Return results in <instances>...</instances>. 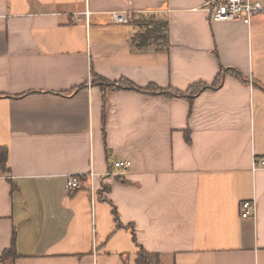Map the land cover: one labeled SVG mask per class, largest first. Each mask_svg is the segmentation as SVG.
I'll return each mask as SVG.
<instances>
[{"label":"crops","instance_id":"obj_1","mask_svg":"<svg viewBox=\"0 0 264 264\" xmlns=\"http://www.w3.org/2000/svg\"><path fill=\"white\" fill-rule=\"evenodd\" d=\"M204 2L0 0V264H139L141 247L264 264V12L212 22ZM150 17L168 25L141 44ZM222 68L244 78L215 86ZM123 78L136 88L106 85Z\"/></svg>","mask_w":264,"mask_h":264},{"label":"built area","instance_id":"obj_2","mask_svg":"<svg viewBox=\"0 0 264 264\" xmlns=\"http://www.w3.org/2000/svg\"><path fill=\"white\" fill-rule=\"evenodd\" d=\"M203 8L207 12L210 21L212 22H222L223 20H243L249 22L252 20L253 16L258 13L264 12V0H205ZM129 11H112V20L116 24L125 23L129 20ZM260 161L255 164L254 169H257ZM264 163V161L262 162ZM132 166V161L130 159L117 160L114 164L116 170H110L107 172V176L110 174H125V172ZM90 175V185L93 188V181L96 173L93 171L89 172ZM81 179L77 175L69 176L66 184V189L68 191H75L81 187ZM257 212V203L253 200H246L241 206L242 217L244 218H254Z\"/></svg>","mask_w":264,"mask_h":264},{"label":"trees","instance_id":"obj_3","mask_svg":"<svg viewBox=\"0 0 264 264\" xmlns=\"http://www.w3.org/2000/svg\"><path fill=\"white\" fill-rule=\"evenodd\" d=\"M151 22V23H150ZM135 23L137 25H139L140 27H142L145 30H140L136 35H135V40L137 39L138 41L141 42V44H147L150 39L155 38V39H160L162 38L161 36H159L158 34L162 33L163 28L165 26H167L168 24L164 21H154L152 19V17H150V19H138L135 21ZM228 71L232 72L233 74H235L238 77H242L244 78L243 74L241 73V71L236 70V69H224L222 68L220 77L217 81V83H215V86H218L217 84L219 82H221L223 74ZM106 85H109L111 88L115 89L117 87H128V88H136L135 84H132L130 81H128L127 79H122L119 82H108L106 83ZM214 88V87H213ZM207 89H211L209 86H207L206 84H196L195 86H193L192 88H190L187 92H178V91H174L171 90V92H169L168 90H161L159 87H157L156 85H152L151 87H149V92H160L163 94H172L174 96L177 97H191L196 95V93H199L202 90H207ZM148 91V90H147ZM8 156H9V149L8 147H0V170L3 171L4 173L9 172V168H8ZM11 253H16L15 250V242H13L12 247L10 248L9 252H6V254H4L2 256V258L6 257L5 255H10ZM1 258V259H2ZM138 263L139 264H160L161 260H160V256L159 254H153L150 252H147L143 247H141L140 252H139V258H138Z\"/></svg>","mask_w":264,"mask_h":264}]
</instances>
